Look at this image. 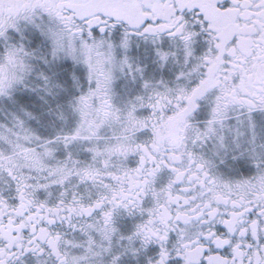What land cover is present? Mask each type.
I'll use <instances>...</instances> for the list:
<instances>
[{"label": "snow or ice", "instance_id": "obj_1", "mask_svg": "<svg viewBox=\"0 0 264 264\" xmlns=\"http://www.w3.org/2000/svg\"><path fill=\"white\" fill-rule=\"evenodd\" d=\"M0 264H264V0H0Z\"/></svg>", "mask_w": 264, "mask_h": 264}]
</instances>
